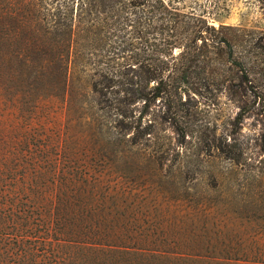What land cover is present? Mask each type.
<instances>
[{"label":"rangeland","instance_id":"374dc122","mask_svg":"<svg viewBox=\"0 0 264 264\" xmlns=\"http://www.w3.org/2000/svg\"><path fill=\"white\" fill-rule=\"evenodd\" d=\"M148 1L154 9L131 10L126 0L44 2L47 22L72 24L78 42L72 79L62 93L53 77L34 87L13 70L5 94L0 90V148L13 163L27 164L9 184L13 192L24 186L22 200L31 196L38 215L30 220L48 213L50 235L42 239L41 223L33 225L24 246L34 248L25 253L0 239V264H264V0ZM197 27L201 37L190 49L202 58L192 61L189 80L200 93L191 114L179 118L184 138L162 115V100L147 95L129 105L131 127L120 146L133 126L150 136L106 153L107 128L87 121L92 109H79L73 65L116 68L126 55L155 62L173 41L176 56ZM238 67L257 97L236 120L239 107L221 85L237 83ZM205 137L215 143L225 137L236 161L207 151ZM80 170L89 181L79 185ZM10 232L1 228L0 237Z\"/></svg>","mask_w":264,"mask_h":264},{"label":"trees","instance_id":"16d2710c","mask_svg":"<svg viewBox=\"0 0 264 264\" xmlns=\"http://www.w3.org/2000/svg\"><path fill=\"white\" fill-rule=\"evenodd\" d=\"M97 1L100 4L103 3V0ZM44 2L46 0H0V90L4 94L7 84L12 79L13 70L17 72L18 78L21 77L22 82L34 87L53 77L54 82L62 89V93H65L72 79L70 75L72 53H78V42L72 24H67V17L64 22H47ZM126 5L131 10L140 6L155 8L154 3H149L148 0H126ZM159 18L161 22L171 23L164 16ZM191 31L193 34L190 41L181 44L182 50L176 56L171 54V47L176 43L173 41L165 43L166 49L158 52L155 62H143L137 60L134 55H126L123 57V63L116 68L107 67L105 64V67L82 66L78 71L73 65V84L76 85L80 99L79 109L84 107L92 109L91 112L86 111L87 121L99 128H107L106 153L116 155L122 152L125 143L131 146L137 143L141 136L150 133L144 128L139 129L138 126H133L135 132L132 133L129 141L124 140L123 145L120 146L122 137L131 127L126 117L129 105L147 95L151 98L159 97L162 100V115H168L169 126L180 139L184 138L182 127L179 128V118L191 114L195 106L196 94L200 93L199 84H193L189 80V75L195 71L191 67L192 61L202 58L200 50H195L197 47L190 49L201 37V28H192ZM224 43L228 46L227 41ZM11 60H14V64ZM203 69L204 67L200 66V70L203 71ZM246 73L244 68L238 67L233 72L236 74L237 83L221 85L223 92L239 107L235 116L236 120L248 113L247 100L251 99L250 101L254 102L257 97L256 87L251 79L247 78ZM149 83H151L150 86H148ZM107 117L112 118L107 119ZM178 141L177 143H180ZM201 145L207 151H217L223 157L233 161H236L238 157V153L233 149L234 144L227 141L225 137H219L217 143L214 142V138L205 137L202 138ZM26 166L27 164L20 166L18 163H13L12 153L0 148V210L3 213V217H0V230L10 228L12 231L0 239L14 240L18 250L23 253L31 252L34 248L24 246V239L31 235L33 225L41 223L42 239H48L50 235L48 213H43L35 222L34 219L30 220L32 214L38 215L34 212L35 209L30 208L32 207V201L29 199L31 196L22 195V200L18 194L25 190L24 186L20 185L18 188L17 185V191L13 192L15 190L9 184V181L16 183L14 170L19 167L18 172L22 173ZM52 174L55 175L56 172L53 170ZM12 177L13 180H11ZM25 177L26 173L21 174L19 178L25 180ZM87 178V172L80 170L75 181L80 185L88 182ZM6 179L9 180L6 182ZM59 186L56 188V193L59 192ZM64 189L66 190L65 186ZM93 189L94 185L91 186L90 191ZM55 198L57 201H62L64 196L61 192L55 194ZM49 199L52 200L51 195ZM43 212H47L46 209ZM10 219H14V222H9Z\"/></svg>","mask_w":264,"mask_h":264}]
</instances>
